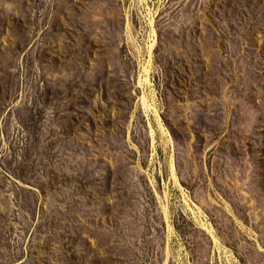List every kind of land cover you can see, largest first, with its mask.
Wrapping results in <instances>:
<instances>
[{"label": "rangeland", "instance_id": "1", "mask_svg": "<svg viewBox=\"0 0 264 264\" xmlns=\"http://www.w3.org/2000/svg\"><path fill=\"white\" fill-rule=\"evenodd\" d=\"M0 264H264V0H0Z\"/></svg>", "mask_w": 264, "mask_h": 264}, {"label": "bare ground", "instance_id": "2", "mask_svg": "<svg viewBox=\"0 0 264 264\" xmlns=\"http://www.w3.org/2000/svg\"><path fill=\"white\" fill-rule=\"evenodd\" d=\"M150 23H151V21H150ZM151 46H152V44H150V46H149V51H150V49H151ZM143 71L147 74V68L146 67H143ZM144 81H147V77H144V79H143ZM139 83H141V80L139 81ZM143 102H145V100H144V98H143Z\"/></svg>", "mask_w": 264, "mask_h": 264}]
</instances>
